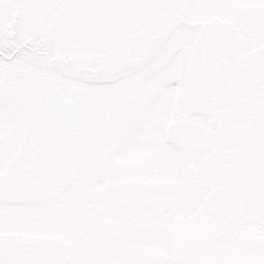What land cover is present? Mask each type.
<instances>
[{"label":"snow or ice","instance_id":"snow-or-ice-1","mask_svg":"<svg viewBox=\"0 0 264 264\" xmlns=\"http://www.w3.org/2000/svg\"><path fill=\"white\" fill-rule=\"evenodd\" d=\"M0 264H264V0H0Z\"/></svg>","mask_w":264,"mask_h":264}]
</instances>
